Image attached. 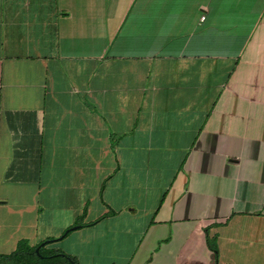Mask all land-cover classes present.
Returning a JSON list of instances; mask_svg holds the SVG:
<instances>
[{"label":"crops","instance_id":"obj_1","mask_svg":"<svg viewBox=\"0 0 264 264\" xmlns=\"http://www.w3.org/2000/svg\"><path fill=\"white\" fill-rule=\"evenodd\" d=\"M78 224L76 264H264V0H0V255Z\"/></svg>","mask_w":264,"mask_h":264},{"label":"trees","instance_id":"obj_2","mask_svg":"<svg viewBox=\"0 0 264 264\" xmlns=\"http://www.w3.org/2000/svg\"><path fill=\"white\" fill-rule=\"evenodd\" d=\"M81 226H82L81 224H78V226L76 227H81ZM69 232L70 231L65 233L64 231L63 233H61L58 239L63 238ZM50 242L52 241H48V243ZM41 243L43 242H40L33 247H29L25 241H20L16 244L15 250L13 252H11L8 255H0V261H5V260H9L13 262L15 261V263L13 264H39L40 262L39 260H49V261H55L56 262L55 264H76L75 260L72 257L66 256L60 252H54L52 254H49L48 256H43L40 253V251L43 248H45L46 244L39 246ZM206 243L208 247L210 248V250L215 255L216 251L214 247L212 246L211 242L207 240ZM35 248H38L37 253L34 252Z\"/></svg>","mask_w":264,"mask_h":264},{"label":"rangeland","instance_id":"obj_3","mask_svg":"<svg viewBox=\"0 0 264 264\" xmlns=\"http://www.w3.org/2000/svg\"><path fill=\"white\" fill-rule=\"evenodd\" d=\"M65 231V230H64ZM63 231V232H64ZM62 232V233H63ZM69 233H71V232H69ZM59 237V236H58ZM58 237H56V238H54V239H52L51 241L52 242H50L51 244H46L45 245V247H47L48 245H50V246H48V247H51V249H46V248H43L41 251H40V253L43 255V256H48L49 254H52V253H54V252H59V251H56V250H54L53 249V247L55 246V247H58V245H60V243H61V239H59L58 240ZM133 242H130V241H127V242H123V244H122V246H123V248H122V250L120 251V253L121 254H123V255H125L126 253L128 254V252H130V250H131V248H132V246H133ZM36 249V248H35ZM34 249V250H35ZM40 262H39V264H55L56 262L55 261H49V260H39ZM13 263H15V261L13 262V261H9V260H5V261H0V264H13Z\"/></svg>","mask_w":264,"mask_h":264},{"label":"water","instance_id":"obj_4","mask_svg":"<svg viewBox=\"0 0 264 264\" xmlns=\"http://www.w3.org/2000/svg\"><path fill=\"white\" fill-rule=\"evenodd\" d=\"M77 227L76 226H74V227H71V228H69V229H67V230H65V233L66 232H68V231H72V230H75ZM48 243V241H44L43 243H41L39 246H42L43 244H47ZM37 250H38V248H36L35 250H34V252L35 253H37Z\"/></svg>","mask_w":264,"mask_h":264},{"label":"built area","instance_id":"obj_5","mask_svg":"<svg viewBox=\"0 0 264 264\" xmlns=\"http://www.w3.org/2000/svg\"><path fill=\"white\" fill-rule=\"evenodd\" d=\"M203 19H204L203 17H200V21H203Z\"/></svg>","mask_w":264,"mask_h":264}]
</instances>
